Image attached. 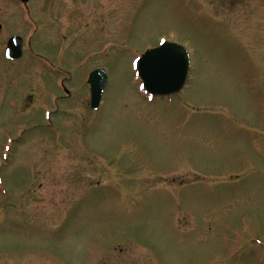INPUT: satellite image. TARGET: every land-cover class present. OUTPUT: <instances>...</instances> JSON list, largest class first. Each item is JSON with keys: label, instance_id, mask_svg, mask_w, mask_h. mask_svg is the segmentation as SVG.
<instances>
[{"label": "rangeland", "instance_id": "374dc122", "mask_svg": "<svg viewBox=\"0 0 264 264\" xmlns=\"http://www.w3.org/2000/svg\"><path fill=\"white\" fill-rule=\"evenodd\" d=\"M72 2L58 60L36 15L0 0V45L19 34L25 55L0 50V264H264V0ZM162 41L190 74L149 98L134 62ZM48 75L71 91L50 122Z\"/></svg>", "mask_w": 264, "mask_h": 264}, {"label": "water", "instance_id": "95a60500", "mask_svg": "<svg viewBox=\"0 0 264 264\" xmlns=\"http://www.w3.org/2000/svg\"><path fill=\"white\" fill-rule=\"evenodd\" d=\"M27 1V0H22ZM22 38L12 37L7 43L6 55L8 59L18 60L22 56ZM164 54L169 71L163 76L148 75L146 68L151 64L156 66ZM137 76L144 85V91L151 97H168L180 93L188 81L190 73V58L187 50L174 42L163 41L161 44L142 54L134 63ZM107 82L106 71L102 68L96 69L89 74L88 84L90 86V105L96 110L101 102L102 95Z\"/></svg>", "mask_w": 264, "mask_h": 264}, {"label": "flooded vegetation", "instance_id": "af4514ba", "mask_svg": "<svg viewBox=\"0 0 264 264\" xmlns=\"http://www.w3.org/2000/svg\"><path fill=\"white\" fill-rule=\"evenodd\" d=\"M15 2H16V4L18 3L23 8V11H24V14L26 17H28V15H31V14L36 15L35 21L33 19V21L31 22L35 26L36 34L42 32L46 28L47 32L50 33L51 36L53 35V38H56L55 43H56V48H57L56 50L57 51H53V49H51L52 50L51 52H53L54 57L58 58V60H60V58H61V60H64L67 51L65 49L59 48V46L65 45L66 41H68V38L72 33L70 31V22H69V25H67V26L65 24V22L68 21V20H65L67 18V16L64 18H62V17L64 15V8H70V4L73 3L72 0H67V1H65V0H42L39 2L36 0H27V1L15 0ZM3 3L5 4L6 2H3ZM38 3L43 5L42 10H44V9L47 10V12H46L47 16H46V23L45 24L43 23L44 18L41 17V14H43V13L38 11V9H37ZM55 10H57V12H55ZM1 14H2V16H0V34L2 33V30L4 29V25H5L4 23L6 20L5 19L6 18V8L4 5L2 6V8H0V15ZM20 16L22 17L21 14H20ZM39 22L42 24V28L40 29V31H39L40 26H38ZM73 30H75L74 27H73ZM79 34L80 33L78 30V35ZM13 36L22 37L19 34H14V35L9 36L8 39L13 37ZM22 39H23V37H22ZM1 41L2 42L0 45V50L2 51L4 49V60L6 61L7 60V58H6V45H7L6 38L2 37ZM24 56L25 55H24V40H23L22 57L16 61H10V60H7V61H10L12 63H17V62H20L21 60H23ZM48 59H49V65L48 66L50 67V70H52V71H54L55 69L65 70V68L62 67L63 65L62 66L56 65L55 61L52 58H48ZM51 73H53V72H51ZM46 80H47V87H48V94H49L48 103H47V105L45 104L46 106L44 104L40 105L39 108H42V110H44L45 107L49 109V113H47V117H46L49 122L54 121V120L57 121L58 118H55V115L58 113L57 115L60 117L61 113H63V116H65L64 113H66L69 109V107H67V106L70 104L71 91H70V89H68L66 87V83H65V80H68V79L64 77L60 82H56L53 76L48 75ZM30 100H31V95H30ZM58 103L62 104V106H61L62 109L56 108V104H58ZM89 107H90V104H89ZM46 111H47V109H46ZM29 113H31V112H29ZM31 114L33 115L34 121L38 120L40 118V115H41V117L45 116L44 113L39 112V110H37V109L35 112H33ZM49 129H51V127ZM58 131L59 130H50L52 136H54V134L57 133ZM61 136H62V134L59 131V134L57 135V141H59Z\"/></svg>", "mask_w": 264, "mask_h": 264}, {"label": "snow or ice", "instance_id": "6c2138e0", "mask_svg": "<svg viewBox=\"0 0 264 264\" xmlns=\"http://www.w3.org/2000/svg\"><path fill=\"white\" fill-rule=\"evenodd\" d=\"M168 71H169V68H168V65L165 61L164 54H161V60H160L158 65L153 66L150 64L146 68V72L150 76L155 74V75H158L160 77H163ZM141 87H144V85H141Z\"/></svg>", "mask_w": 264, "mask_h": 264}]
</instances>
